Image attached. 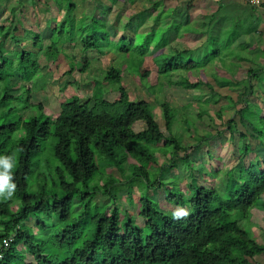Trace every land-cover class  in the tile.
<instances>
[{"label":"trees","instance_id":"1","mask_svg":"<svg viewBox=\"0 0 264 264\" xmlns=\"http://www.w3.org/2000/svg\"><path fill=\"white\" fill-rule=\"evenodd\" d=\"M93 1L92 14L83 13L77 18L74 11L78 0H69L67 6L59 8L63 10L60 19L50 17L51 33L58 37L56 45L50 40L46 45L34 29L25 28L24 33L34 47L40 45L38 51H43L45 60L51 62L60 55L59 48L67 51L78 44L83 53L113 50L115 63L102 78L93 79L90 97L74 95L62 101L57 116L51 119L43 114L41 104L30 102L27 86L21 91V100L38 114L25 116L19 101L15 102L20 96L11 92L16 83L8 77L4 80L0 74V155L12 156L13 167L8 171L17 185L11 197L7 196V188L0 190V242L12 236L0 264H257L255 258L264 254V231L259 240L251 230L249 213L253 207L264 211V160L253 153L249 134L238 131V154L233 153L238 161L228 169L201 174L189 155L211 136L210 132L199 135L195 121L209 113L210 104L220 101L215 86L237 96L234 101L226 95L227 103L216 111V117L222 120L223 111L230 109L225 124L230 139H234L237 129V121L231 116L237 115L242 125L250 126V136L264 148V107L256 102L264 90V0L258 5L246 0H203L196 16L192 15V0L183 9L180 4L166 6L167 0H146L149 4L140 7L136 0ZM129 7L131 11L126 15ZM114 9L110 24L115 32L111 37L107 19ZM99 11L104 15L98 19ZM185 12L188 18L182 20ZM67 24L69 30L65 32ZM190 34L199 35L192 45L187 42ZM11 36L17 37L13 33ZM2 43L0 60L7 55L18 57L19 65L27 64L25 69L37 64L35 56L30 59L31 54L23 51L25 44L17 45L20 49L16 48L19 53L15 56ZM51 50L57 51L54 59ZM147 55L157 69L156 84L149 81L151 71L143 67ZM71 60L67 73L81 64L80 71H84L89 65L88 59L82 63L74 57ZM243 63H248L247 68L240 74ZM216 68L224 70L225 75H219ZM125 71L137 76L154 95L172 85L189 91L206 87L209 92L182 106V113L159 99L168 131L165 135L156 120L154 105L130 97L123 79ZM24 74L20 72L19 79ZM106 85L118 96L106 98ZM192 105L197 113L189 116L185 110ZM136 122L144 127L135 129ZM177 122L187 129L193 127L197 144H181L180 135L174 131ZM160 141L161 148L156 146ZM46 143L50 144L48 150L44 148ZM160 151L171 160V167H176L178 158L188 170L186 191L179 188L176 175L178 188L169 182L164 192L165 199L187 209V215L176 218V208L161 210L144 196L140 214L145 224L141 228L128 214L122 220L115 200L109 203L112 188L119 180L107 168L119 170L132 185L130 177L138 176L148 186L160 187L159 180L150 181L147 166L143 165L155 164ZM209 156L213 158L210 152ZM159 171L170 178L164 169ZM210 173L218 183L201 184L200 180ZM106 195L108 204L101 210L98 201ZM30 218L40 230L54 225L60 231L45 240L37 238L25 222ZM52 218V224L47 225L46 219ZM53 241L68 246L62 258L48 248ZM20 244L30 259L19 250Z\"/></svg>","mask_w":264,"mask_h":264},{"label":"rangeland","instance_id":"2","mask_svg":"<svg viewBox=\"0 0 264 264\" xmlns=\"http://www.w3.org/2000/svg\"><path fill=\"white\" fill-rule=\"evenodd\" d=\"M6 1V0H5ZM10 4L15 3L16 0H7ZM108 2L113 3L114 0H107ZM137 1V7L140 6H147L149 4L146 0H136ZM105 0H103V3ZM173 2V3H172ZM69 3V0H34V2H31V0H24L23 4H25L27 7L25 10H23L22 13H20L19 19H21V27L23 28H31L34 30H37L41 37L44 39V42L46 45L53 41L55 42V45L58 41V37L55 33H51L50 26H52V20L51 16L54 15L57 19H60L63 10L59 9L61 5L67 6ZM176 4V1H167L165 3L166 6H174ZM193 4V3H192ZM4 5V4H3ZM94 1L93 0H78V6H76V9L74 11L77 18L81 17L82 14H92L94 11ZM6 6V5H5ZM10 6V5H9ZM7 6L4 10V15H0V22H3L6 24L9 29H13L14 25L17 23L16 19L18 14H10V7ZM56 6V8H55ZM194 6V5H192ZM24 7V6H23ZM62 7V6H61ZM21 8V6H19ZM59 10H56V9ZM113 12L110 15V18L107 20V27L112 32L111 37L114 36V29H112L111 26V19L114 16L115 9L112 10ZM131 11V7L125 12L127 15ZM104 15L103 12H100L97 14V18L99 19L101 15ZM107 16V15H106ZM8 18V19H7ZM264 31V23L261 24ZM6 29H4L2 32L0 31V34L4 33ZM20 30V31H21ZM63 30L67 32L69 30L68 24L63 27ZM64 37V34H62ZM264 36V34H263ZM187 42L188 44L192 45L199 35L196 34H190L187 36ZM11 34L2 35L3 39V47H6V50L11 49V54L17 56L19 53V50L16 52V48L18 43H12L11 42ZM264 40V37H263ZM262 40V44L264 45V41ZM10 42V44H9ZM27 42V47L24 48V52H28L31 54V58L34 60V56L36 59H38L36 62V65H29L27 69H25V65L27 64H20L19 65V58L6 56L2 60H0V64H2V67H0V74H2V78L4 80L8 78H11L13 83H16V86L11 88V92L15 95L20 96V99L15 100V102L19 101L18 104L22 107L20 108L23 115L28 116L31 114H38V111H35L33 108L26 107V101H22V92L24 91V87H29L30 89V102L34 104H41L42 105V112L43 114L47 115L51 119H54L59 111L60 103L66 99L71 98L74 95H78L82 98H87L91 96V93L93 91V79L94 78H102L105 70L110 66L111 63H115V54L114 51H107L106 53L100 54L98 52H88L83 53L81 50V45L78 44L76 47H72V49H68L67 51H61V48H59L58 52H60V55L58 58L54 61H46L42 52L38 51L40 48V45L36 43V48L33 46L32 41L26 40L24 43ZM24 43H21L19 47H22ZM74 43V42H73ZM20 49V48H17ZM1 51V49H0ZM152 51H150L148 54H151ZM51 54L52 59L57 57V51L51 50L49 53ZM67 54H69L67 56ZM144 62V68L150 70L149 75V81L152 84H156V75H157V69L154 63L151 60V57L147 55ZM46 57V56H45ZM71 57H74V60L80 61L82 63L85 59L89 60V65L84 71H80V68L83 64L77 66L75 69L70 71V73H67L66 71L69 70V63L72 62ZM33 63V62H32ZM248 63H243V67L241 70H239V73H244V70L247 68ZM24 71V77L22 79H19L18 75L20 76V72ZM216 71L219 75H225V71L216 68ZM14 73V74H13ZM14 75V76H12ZM191 78L194 79L195 77L191 75ZM211 82H213L211 76H208ZM3 79L1 80L3 82ZM26 79L30 80L26 82ZM124 82L126 84L127 90L129 92V95L133 99H139L143 98L144 100L152 103L154 105V113L157 122L160 125L161 130L165 135L168 134V131L165 128V121L162 117L161 107L159 105L158 100L163 99L165 101H168L172 106L178 107L180 113L184 111V106L187 103H193L195 101V98L197 96H203L204 94L209 92V89L206 87H203L202 90H186L179 86H165L161 92H158L156 95L150 93L140 82L139 78L134 75H129L126 71L124 72ZM3 84V83H2ZM2 84L0 86L2 87ZM22 87V89H21ZM107 92H105V97L108 99H114L118 94L114 91L109 90V86L106 85ZM215 91L219 92L221 94V99L216 104H210L209 105V113L204 114L201 119H196L195 126L198 130L199 135H203L205 133L210 132L211 136L208 138L207 141L202 143L201 147L198 149H194L190 153V158L194 162V164L197 166V168H200V173L204 174L206 171H214L217 168L220 169H228L232 165H234L238 160H236L235 155L233 153L238 154V147L237 141H238V131H246L251 144V148L253 149V153L259 154V156L264 160V148L261 147L258 144L257 139L250 136L251 134V128L250 126H244L238 121L237 115H232L231 117L235 118L237 121V129L234 131V139H230L229 131L225 127V124L228 120V118L231 115L230 109L227 107L226 110L223 111L222 120H219L216 117V111L220 108V106L227 103L226 95H230L234 101L237 100L236 93L233 91H230L226 88H220L215 86ZM261 97L256 98V102L259 103L262 107H264V90L260 93ZM26 96L23 95V98ZM19 106V107H20ZM26 107V108H25ZM188 112L189 116H194L197 113V108L195 106H190L188 109L185 110ZM179 113V114H180ZM2 118H0L1 120ZM135 129H141L144 127V124L142 122H136ZM193 127H190V129H187L183 123L177 122L175 123L174 131L176 136L180 135L181 138V144L185 147L188 146H194L197 144V137L196 133L192 129ZM218 130H222L221 134L218 133ZM50 144L46 143L45 150H48ZM150 146V145H149ZM157 147L161 148L163 147V142L160 141L156 144ZM171 149V147H170ZM183 150H181L180 154H183ZM209 152L213 156L211 158L209 156ZM251 153V155L253 154ZM98 157H96L97 159ZM218 158V159H216ZM130 162H135L133 159L129 160ZM101 163V160H100ZM171 160L168 158L167 155H165V152L160 151L159 158L157 159L155 164L147 165V163H143V165L147 166L149 179L151 182L155 180H159L161 182V186H148V184L143 181L138 176H132L130 177V180L134 181V185L132 183H129L126 181L127 176L122 174L119 170H117L114 167L107 168V172L109 174L114 175L118 178V183L113 186V191H111L112 196H110L109 203L115 200V205L118 206L120 216L122 220L125 219V215H129L134 223L143 228L145 224L144 217L140 214L141 209V198L147 197L151 201H153L155 204H157V207L161 210H168L171 208H180L179 206H174V203H170L167 201L164 197L165 188L167 187V183H171V185L177 186V181L179 183V188H182L183 191H186V185L185 183L188 180V170L185 169L182 162L177 158L175 160L176 167H171ZM102 164V163H101ZM127 164V163H126ZM164 169L167 176L170 178H166L164 174H162L160 169ZM99 171V170H98ZM98 174V173H97ZM93 179V182L96 180L98 175ZM175 175V176H173ZM177 175V177H176ZM131 176V175H129ZM176 177V179H175ZM129 178V177H128ZM135 178V179H133ZM214 182L218 183V179L213 177L211 173L209 175H205L204 181L200 180L201 184L209 185L210 183L213 184ZM91 186V184H90ZM103 199L98 201V204L101 205V210L104 209V206L106 205V199L109 198V195L103 196ZM108 201V200H107ZM103 202V203H102ZM16 204H13V208H16ZM250 224H251V230L254 233V235L261 240L260 235L264 231V211L261 209H258L257 207H253L250 209ZM57 218V216H55ZM53 218L51 220L46 219V224L51 225L53 222ZM245 220L242 219V222ZM32 229L34 234L37 238H41L42 240H45L47 237H49L52 233H58L60 229L55 230V226L52 225L51 227H48L46 231L40 230L39 226L35 223L34 218H30L27 221H25ZM1 227V226H0ZM48 248L57 254L59 258H62V251L67 249V245L63 244V246H60L58 241L49 242L47 244ZM19 250H21L24 254H27L26 256H30L27 252V250L21 246V244L18 246ZM27 257V258H28ZM257 264H264V254L259 255L257 258H255Z\"/></svg>","mask_w":264,"mask_h":264},{"label":"crops","instance_id":"3","mask_svg":"<svg viewBox=\"0 0 264 264\" xmlns=\"http://www.w3.org/2000/svg\"><path fill=\"white\" fill-rule=\"evenodd\" d=\"M167 1H171V0H167ZM166 1V2H167ZM173 1H176V4H180L181 6H182V9L184 8L183 6L185 5L186 6V2L188 1V0H173ZM202 1L203 0H192V5H194L193 6V8H194V11H193V13H192V15H194V16H196L198 13L196 12L197 11V9H198V7L200 6V4L202 3ZM23 2H24V0H16L15 1V3H13V4H10L7 0L5 1V0H0V15L2 16V15H4V10H5V8H7V6H9L10 7V14L12 15V14H18L19 16H17V19H16V24L14 25V27L18 24V22H21V19H19V18H21L20 17V13H22L23 12V10H25L26 9V5L25 4H23ZM26 2H27V0H26ZM173 3V2H172ZM4 4V5H3ZM175 4V5H176ZM6 5V6H5ZM19 6H21V8H19ZM24 6V7H23ZM78 6V5H77ZM12 7L14 8V12L12 13L11 12V9H12ZM55 8H56V6H55ZM263 10V9H262ZM262 10H261V12H262ZM263 15H264V13H263ZM182 20H185L186 18H188V14L185 12V13H183V15H182ZM8 19V18H7ZM22 23V22H21ZM263 23H264V21H263ZM3 26V27H2ZM22 25L20 24V25H18V28L14 31L13 29H14V27H13V29H9V27L6 25V24H4L3 22H0V27H2V29H0V31L2 32L4 29H6L5 31H4V33H6V34H11V33H13L14 35L16 34V38H11L10 40H11V42L13 43V42H15L14 40H17V41H19V42H17L18 44H21V43H24L27 39H25L24 38V33H25V29L23 28V30H21L22 29V27H21ZM21 30V31H20ZM35 31H37V30H35ZM264 32V31H263ZM4 33H2V34H0V41H3V39H2V35L4 34ZM28 40H30L31 41V39L29 38ZM9 44H10V42H9ZM25 45H27V42L26 43H24Z\"/></svg>","mask_w":264,"mask_h":264},{"label":"clouds","instance_id":"4","mask_svg":"<svg viewBox=\"0 0 264 264\" xmlns=\"http://www.w3.org/2000/svg\"><path fill=\"white\" fill-rule=\"evenodd\" d=\"M0 190L7 188V196L11 197L16 190V182L11 180L12 172L8 169L13 167L12 156L10 155H0ZM187 215V209L181 207L177 209L173 216L178 218L180 216Z\"/></svg>","mask_w":264,"mask_h":264},{"label":"built area","instance_id":"5","mask_svg":"<svg viewBox=\"0 0 264 264\" xmlns=\"http://www.w3.org/2000/svg\"><path fill=\"white\" fill-rule=\"evenodd\" d=\"M246 1L249 2L250 4L258 5L262 0H246ZM11 240H12V236L4 238L0 242V256H2L3 250H5L9 246Z\"/></svg>","mask_w":264,"mask_h":264}]
</instances>
